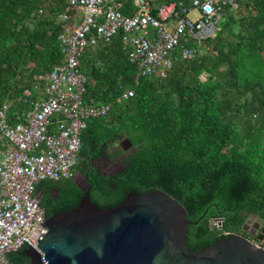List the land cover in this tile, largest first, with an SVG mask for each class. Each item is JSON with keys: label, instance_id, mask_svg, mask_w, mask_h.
Here are the masks:
<instances>
[{"label": "trees", "instance_id": "trees-1", "mask_svg": "<svg viewBox=\"0 0 264 264\" xmlns=\"http://www.w3.org/2000/svg\"><path fill=\"white\" fill-rule=\"evenodd\" d=\"M65 10L73 12L65 0H0V106L62 60L58 15ZM123 11L134 12L133 0H124ZM236 13L195 59L176 60L164 78L136 84L137 67L121 35L88 47L82 57L86 101L113 103L82 134L76 170L92 187L86 194L106 209L132 191L164 190L193 222L186 238L192 251L240 232L252 213L264 217V0L248 1ZM132 87L135 95L119 102ZM122 136L132 142L123 169L113 176L93 169V159L109 157L104 144ZM52 184L60 205L51 211L43 201L47 216L77 206L85 195L72 179L43 180L36 189ZM217 217L222 226L212 227ZM24 248L7 254L10 264H29Z\"/></svg>", "mask_w": 264, "mask_h": 264}, {"label": "built area", "instance_id": "built-area-1", "mask_svg": "<svg viewBox=\"0 0 264 264\" xmlns=\"http://www.w3.org/2000/svg\"><path fill=\"white\" fill-rule=\"evenodd\" d=\"M251 0H65L59 13L62 60L24 86L19 97L0 106V264L7 254L27 245L36 248L47 233L46 215L37 196L43 180L59 182L75 176L82 134L90 120L106 117L113 103H89L88 75L82 57L88 47L109 43L117 35L129 49L142 77H167L178 59H195L228 15ZM44 4L40 12H45ZM197 16H193V13ZM173 21V23H172ZM125 88L118 101L135 95ZM221 227L223 218L210 220Z\"/></svg>", "mask_w": 264, "mask_h": 264}, {"label": "water", "instance_id": "water-1", "mask_svg": "<svg viewBox=\"0 0 264 264\" xmlns=\"http://www.w3.org/2000/svg\"><path fill=\"white\" fill-rule=\"evenodd\" d=\"M122 146L128 149L131 140L123 139ZM187 216L184 205L162 189L132 191L106 209L86 194L77 206L46 217L40 225L47 233L36 248L29 244L22 252L29 264H264V247L235 232L192 251Z\"/></svg>", "mask_w": 264, "mask_h": 264}, {"label": "flooded vegetation", "instance_id": "flooded-vegetation-1", "mask_svg": "<svg viewBox=\"0 0 264 264\" xmlns=\"http://www.w3.org/2000/svg\"><path fill=\"white\" fill-rule=\"evenodd\" d=\"M125 138L126 137L122 136L121 138L112 140L108 145L104 144L106 150H108L109 157L103 156L100 157L99 159H93L92 160L93 169H96L101 174H106L111 176L116 174L118 171L122 170L123 169V166L121 164L122 159L128 154V152L132 151V146H130L126 150L123 148L122 141ZM89 175L93 176V174L90 171H89ZM71 179L73 180V182H75V184L80 189V191L85 193V195L87 192H90L92 187L88 182L87 176L84 173H82L79 169L76 170L75 176ZM37 196L39 198L40 204L44 201L48 203V205H50L51 211H56V209L59 208L60 190L57 187V185L52 184L49 188L38 189ZM43 209L46 217H49L47 216L46 209L44 207ZM261 217L262 216L256 215L254 213H252V216L250 214L248 217L250 219L248 220L247 218L246 222L242 226L241 231L238 233L248 238L253 244L262 245L264 247V231L262 232V229L264 228V220L261 223L258 221L259 218ZM209 223L212 226L210 221ZM260 235H262L263 238L262 240L259 239Z\"/></svg>", "mask_w": 264, "mask_h": 264}, {"label": "rangeland", "instance_id": "rangeland-1", "mask_svg": "<svg viewBox=\"0 0 264 264\" xmlns=\"http://www.w3.org/2000/svg\"><path fill=\"white\" fill-rule=\"evenodd\" d=\"M234 15H235V16H238L236 12L234 13ZM193 16H194V17L197 16V13H196V12L193 13ZM172 23H173V21H172ZM0 158H1V151H0Z\"/></svg>", "mask_w": 264, "mask_h": 264}]
</instances>
